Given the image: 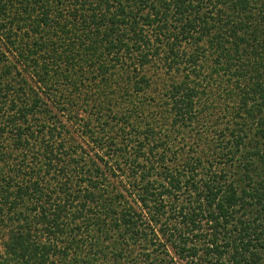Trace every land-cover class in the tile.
<instances>
[{"label":"trees","instance_id":"obj_1","mask_svg":"<svg viewBox=\"0 0 264 264\" xmlns=\"http://www.w3.org/2000/svg\"><path fill=\"white\" fill-rule=\"evenodd\" d=\"M0 264H264V0H0Z\"/></svg>","mask_w":264,"mask_h":264}]
</instances>
